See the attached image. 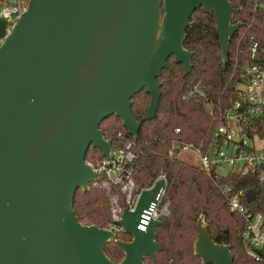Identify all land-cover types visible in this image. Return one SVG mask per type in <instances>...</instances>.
Returning a JSON list of instances; mask_svg holds the SVG:
<instances>
[{
	"label": "water",
	"instance_id": "water-1",
	"mask_svg": "<svg viewBox=\"0 0 264 264\" xmlns=\"http://www.w3.org/2000/svg\"><path fill=\"white\" fill-rule=\"evenodd\" d=\"M212 12L223 64L231 36L242 26L230 0H29L13 24L0 16V264H145L161 247L151 220L140 215L156 201L164 180L143 190L134 210L117 221L129 240L82 224L73 210L78 188L102 178L85 162L89 147L108 156L112 141L99 128L114 115L136 137L142 120L131 98L144 90L155 117L158 78L168 59L191 68L183 45L192 13ZM11 28L6 34V29ZM193 253L203 264H233L227 244L216 243L201 215ZM123 257L113 262L105 245ZM169 264H172L170 261Z\"/></svg>",
	"mask_w": 264,
	"mask_h": 264
},
{
	"label": "trees",
	"instance_id": "trees-1",
	"mask_svg": "<svg viewBox=\"0 0 264 264\" xmlns=\"http://www.w3.org/2000/svg\"><path fill=\"white\" fill-rule=\"evenodd\" d=\"M238 11L233 22L242 26L230 39L228 60L224 65L221 59L219 34L212 12L202 8L195 10L191 25L186 28L183 45L192 52L191 68L185 74L181 63L170 57L169 69H163L157 79L161 83V97L154 118L143 120L150 104V95L141 90L131 100V112L136 120H142L136 137L128 135L123 119L111 115L99 125L105 137L116 146L117 133L133 141L136 154L133 178L139 189L147 188L158 178L165 175V199L169 202V213L162 218L164 226L156 228V240L160 251L155 259L145 257V264H203L193 253V242L197 238L196 223L203 215L207 230L216 243L227 244L233 254V264H264L249 258L241 242L243 219L229 212L226 198L220 191L221 186H231L235 191H243V203L253 211H264V184L251 174H228L221 178L206 175L198 166L182 160H170L167 151L174 139L199 144L209 140L214 129L222 124L217 117L206 112L204 102L188 95L193 85H200L208 98L224 110L238 94L242 53L256 40L264 43V14L254 10L252 0H230ZM264 135V117L261 123ZM175 128L180 133H175ZM88 148L85 159L103 158L90 155ZM93 148V147H92ZM98 149V148H97ZM118 192L111 186L104 188L100 183H90L89 190H76L73 210L78 220L85 225L103 228L110 219V195ZM121 240L130 236L121 234ZM105 252L113 262L123 257V251L114 242L105 245ZM209 264V263H208Z\"/></svg>",
	"mask_w": 264,
	"mask_h": 264
},
{
	"label": "built area",
	"instance_id": "built-area-1",
	"mask_svg": "<svg viewBox=\"0 0 264 264\" xmlns=\"http://www.w3.org/2000/svg\"><path fill=\"white\" fill-rule=\"evenodd\" d=\"M28 1L0 0V16L15 24L27 9ZM252 4L254 10L264 14V0H252ZM10 30L7 28L6 34ZM3 41L4 37H0V46ZM242 57V62L238 59L235 62V66L240 67L239 96L224 110L206 96L200 85H193L188 90V95L202 100L206 112L222 124L214 129L209 140L199 144L174 139L167 157L192 163L208 176L251 174L264 184V135L260 129L264 117V43L253 40ZM175 133H180V129L175 128ZM132 148V139L118 132L116 146L111 144L108 156L85 159L95 173L102 175L93 183H100L107 189L114 186L118 190L110 195V219L103 227L117 237L125 234L124 228L117 223L123 210H134L143 190L152 188L159 179L165 180V175L160 174L151 186L139 189L133 178L136 154ZM220 191L226 198L229 212L243 219L241 242L247 256L257 262L264 261V211L250 210L242 202L243 191H235L231 186H221ZM165 193L164 183L156 201L142 211L138 229L146 231L151 220H162L168 215L169 202L164 201Z\"/></svg>",
	"mask_w": 264,
	"mask_h": 264
},
{
	"label": "rangeland",
	"instance_id": "rangeland-1",
	"mask_svg": "<svg viewBox=\"0 0 264 264\" xmlns=\"http://www.w3.org/2000/svg\"><path fill=\"white\" fill-rule=\"evenodd\" d=\"M89 154L90 155H95V156H98L99 154H100V151H99V149H97V148H90V150H89ZM171 261V260H170ZM170 261L168 262V264L170 263Z\"/></svg>",
	"mask_w": 264,
	"mask_h": 264
}]
</instances>
